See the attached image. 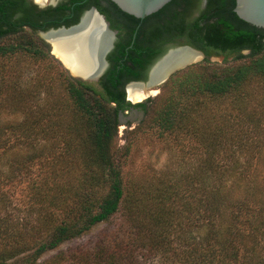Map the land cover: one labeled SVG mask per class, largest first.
Wrapping results in <instances>:
<instances>
[{"label":"trees","instance_id":"16d2710c","mask_svg":"<svg viewBox=\"0 0 264 264\" xmlns=\"http://www.w3.org/2000/svg\"><path fill=\"white\" fill-rule=\"evenodd\" d=\"M197 3L172 0L140 20L110 0H67L42 10L28 0H0V41L15 36L10 44L0 43V63L13 60L18 65L23 58L50 66V48L37 32L48 30L55 19L71 16L72 6L73 17H79L82 9L95 7L118 24L120 33L129 36L121 49L122 61L111 66L98 85L67 76L61 99L53 100L54 91L45 80L22 84L27 77L22 67L3 64L0 115L4 111L24 115L10 126L12 134L33 152L37 149L33 139L53 138L62 130L59 137L66 154H71L68 135L84 132L85 138L81 135L79 139H85L86 148L79 157L81 167L65 169L71 179L55 180L51 186L43 182L35 189L33 198L44 210L36 225L17 231L0 214V264H11L26 253L19 264H264L262 190L257 183L247 187V168L238 167L235 159L221 163L220 149L228 143L226 134H230L232 122L221 113L208 117V108L200 100L239 94L249 81H264V30L238 18L233 11L235 0H206L204 9L191 18ZM179 40L204 53V65L210 64L211 57L222 58V66L216 67L220 72L195 73L193 69L202 66H190L172 75L156 99L138 105L145 114L154 113L153 120L168 136L187 133L197 117L207 116L200 127L208 126L212 133L197 131L196 135L195 131L194 136L203 146L211 139L213 148H205V160L194 175L187 174L181 190L173 191L171 184L161 181L148 188V198L143 200L125 191L120 165L113 156L119 111L130 106L119 87L124 81H117L115 73L126 76L125 81L138 77L139 70H145L166 50L165 44ZM127 45L131 48L126 51ZM230 59L248 60L228 66ZM176 82H181L180 98L190 100L187 109L170 96ZM158 102L157 108L151 107ZM6 133V127L0 125V154L6 149ZM236 144L239 151L240 142ZM114 219L117 227L102 233L91 247L70 248L40 260L65 242Z\"/></svg>","mask_w":264,"mask_h":264},{"label":"rangeland","instance_id":"374dc122","mask_svg":"<svg viewBox=\"0 0 264 264\" xmlns=\"http://www.w3.org/2000/svg\"><path fill=\"white\" fill-rule=\"evenodd\" d=\"M46 1L45 6H48L51 0ZM36 36L49 46L52 56L51 64L47 66L40 61L21 58L18 65L22 67L27 77L20 83L28 85L29 81L45 80V83L54 91L53 100L61 99L65 95L61 87L64 89L67 86V76L71 75L52 55L50 45L38 33ZM13 41H15V36H9L2 39L0 43L10 44ZM243 54L248 55V52L244 51ZM203 60L191 65V67L202 66L195 67L193 69L195 73L196 71L220 72L216 67L222 66V58L211 57L210 64L207 65H204ZM247 60L239 62L230 59L226 65L234 66L247 62ZM3 64L10 68L12 64L17 65L13 60L3 61L0 63V70L6 69ZM169 79L170 77L166 82ZM11 81L5 80L4 82L11 83ZM180 83L176 82L173 85L170 96L172 100L180 103L181 108L187 109L185 105L190 100L185 96L180 98L181 93L178 95ZM163 84L154 88L157 93L154 94L155 96L150 95L148 99H156L162 92ZM241 92L230 94L222 99L207 97L200 100L208 108V111H205V114L210 113L207 114L208 117L214 114L219 117L221 113L232 122L233 126L231 125L229 129L230 134H226V139L230 137L227 140L228 143L223 144L220 149L221 163L230 164V161L235 159L238 167L247 168V187L249 185L252 187L254 186L252 183H257L256 187L261 188L264 197V81L253 79L242 88ZM167 95L168 92L163 93L164 100ZM159 102L151 107L157 108ZM153 114L150 111L147 112L139 122L138 119L125 124L119 122L114 137L113 156L120 165L124 189L143 200L148 198V188L158 185L161 181L167 185L171 184L173 191L176 188L181 190L187 180V174L194 175L205 160V148H213L209 145L211 139L203 146L194 136L195 131L196 135L197 131L212 133L213 130L210 127L207 126L205 129L200 127L203 118L207 116L197 117V122H193L191 126L188 125L187 133L183 131L180 134L174 133L175 135L168 136L169 132L162 131L158 123L153 120ZM23 118V114H13L9 111H4L0 115V125L6 127L7 132L5 135L6 149L0 154V214L9 219L17 231H23L26 226L36 225L38 217L44 213L33 198L35 189L43 182H48L51 186L55 180L71 179L65 169L69 166L80 168L81 159L79 157L86 148L85 139H79L81 135L85 138L84 132H81L80 136L79 133L68 135L73 153L66 154L67 150L59 137L62 130H59V135L53 138L38 136L33 139L35 140L33 144L37 149L32 152V149L27 148L26 142L18 140V137L12 134L13 129H9ZM236 142H240L239 151L235 150L238 148ZM233 151L237 152L232 158ZM176 182H178L177 186ZM172 197L174 198V194ZM117 223L118 220L114 219L111 223L97 225L87 235L65 242L58 249L44 254L40 260L47 261L53 255L60 252L65 253L70 248L91 247L102 233L115 229ZM26 255L27 253L18 256L12 260L11 264H19Z\"/></svg>","mask_w":264,"mask_h":264},{"label":"water","instance_id":"95a60500","mask_svg":"<svg viewBox=\"0 0 264 264\" xmlns=\"http://www.w3.org/2000/svg\"><path fill=\"white\" fill-rule=\"evenodd\" d=\"M30 1L33 2L32 0ZM110 1L113 2L122 12L128 15H131L137 19L143 20L145 17L150 16L156 13L157 11H159L160 9H162L166 4H168L172 0H110ZM57 2L58 0H54L49 5L56 6ZM38 7L45 8L46 6L44 4V5H38ZM233 11L238 16V18L241 19L242 21L256 28L264 30V0H235V7ZM91 12L92 13L94 12L100 18L101 22L104 24V30L107 33V36L109 37V39L106 45L104 46V48L100 52V56H99L100 66L97 71L90 72L87 74H82L81 71L78 70L75 72V75L70 73L71 76L85 80V81H97L107 66L105 57L112 48L114 33L111 30H109L105 17L101 15L96 10V8L92 7L88 11L85 12V14L81 18V22L76 26H72L68 29L61 28L57 34H54L52 30L38 32L39 36L50 45L51 51H52L53 36L59 35L61 33H70L72 31H76V32L82 31L83 30L82 28H84L83 24L86 21V17ZM182 51H186V52L189 51L191 53H197L198 55L201 56L202 58L201 60L205 58L204 53H202L200 50H197L196 48H193L189 45H182V44L179 45L178 44V45L171 46L150 67L147 82H142V83H137V84L141 85L144 89H146L149 92H156L154 88L165 83L166 80L169 77H171L173 74L195 64V62H193L192 59H186V60H183L177 63L174 62L175 55L179 54ZM52 55L54 54L52 53ZM59 60L61 61V59ZM62 64L65 67V64L63 62ZM162 69H165V70L161 71ZM150 97H147L146 99ZM125 120L126 119L121 114L120 123H124Z\"/></svg>","mask_w":264,"mask_h":264},{"label":"bare ground","instance_id":"6f19581e","mask_svg":"<svg viewBox=\"0 0 264 264\" xmlns=\"http://www.w3.org/2000/svg\"><path fill=\"white\" fill-rule=\"evenodd\" d=\"M33 1L39 5H44L47 2L46 0ZM53 1L54 0H51V2ZM83 25L84 28H82L83 30L80 32L72 31L70 33H61L59 35H54L52 40V53L61 59L66 68L69 69L73 75H75V72L78 70H80L82 74L97 71L100 66V52L109 39L104 30V24L94 12L87 15ZM186 59H192L193 62L197 63L202 58L197 53L182 51L175 55L174 62L177 63ZM127 89L129 98L132 101L143 100L144 97H148L147 93L148 95L156 94V92H148L138 84H132L128 86Z\"/></svg>","mask_w":264,"mask_h":264},{"label":"flooded vegetation","instance_id":"af4514ba","mask_svg":"<svg viewBox=\"0 0 264 264\" xmlns=\"http://www.w3.org/2000/svg\"><path fill=\"white\" fill-rule=\"evenodd\" d=\"M66 1L67 0H58L56 6L59 5L62 2H66ZM29 2L32 5L36 6L37 9H39V10H42V9H45V8H48V7H56V6L48 5L45 8H39L37 3L35 4V3L31 2V1H29ZM205 4H206V0H198L197 7L195 9V12L192 14L191 18L196 17L199 14V12L202 9H204ZM71 8H72V11H71V14H70L71 16H67V17H62V18L55 19L52 22V24H51V26L49 27L48 30H52L54 32V34H57L61 28L68 29V28H70L72 26L78 25L81 22V18L85 14V12L88 11L92 7L88 8L86 10L85 9H82L79 17H73V14H74L73 13V6ZM105 20H106V22L108 24L109 30H111L114 33V39H113V42H112V48L107 53V55L105 57L107 66H106L105 70L102 72L101 76L99 77V79L97 81H85V80L80 79L82 81H85V82H88V83H92V84H96V85H98L101 82V80L103 79V76L108 72V70H109V68L111 66L118 65V63H120L122 61L121 60V57H120L121 56V49L123 48V46L129 40L128 39L129 36H127V33H124V32L123 33H120V29L118 28V24L113 19H107L105 17ZM138 27H139V25L136 26V28H135L134 35L132 37L133 40L135 39V33L137 32ZM178 44L179 45H181V44L182 45H186L185 42L182 41V40H179L178 42H174V43L165 44L164 46H165L166 50L159 57H157L156 59H154L153 62L149 66H147L145 70H139L140 75H138V77L134 76V78L125 81L127 79L126 76L125 77H121V75H119L117 72L115 73V76H116V80L117 81H121L120 83H122L124 81L123 84H119V87L121 86V88L123 89V91L125 93V100H126V102L130 103V106L129 107L125 108L122 111H119V115H118V121L119 122H121L120 121V115L121 114L126 119L124 121V124L125 123H129V122H131V121H133L135 119H138V122H139L141 120V118L144 117V115H145L144 111L145 110H144V108L142 106H139L138 104L139 103H143V102H145L148 99H146L145 101H143L146 98V97H144L143 100H141V101H132L129 98V93H128L127 87L130 86V85H132V84L147 82L149 69L153 65V63L158 58H160L168 50L169 47L174 46V45H178ZM129 48H131V45H129V46L127 45L126 46V51ZM110 54H111V56H110ZM109 56H110V58H109ZM55 58L59 60V58L56 55H55ZM59 62L62 63L60 60H59ZM116 67H118V66H116ZM67 71H68L69 74L71 73V72H69V69ZM71 77H73V76H71ZM73 78H75V77H73ZM76 79H79V78H76ZM150 93H153V92H150ZM150 95H153V94H150ZM150 95H148V93H147V96L148 97ZM145 105L147 107L148 106V103H146Z\"/></svg>","mask_w":264,"mask_h":264}]
</instances>
